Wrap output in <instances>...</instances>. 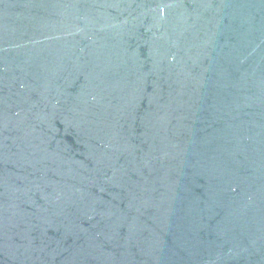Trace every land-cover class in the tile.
I'll return each mask as SVG.
<instances>
[{
  "label": "water",
  "instance_id": "water-1",
  "mask_svg": "<svg viewBox=\"0 0 264 264\" xmlns=\"http://www.w3.org/2000/svg\"><path fill=\"white\" fill-rule=\"evenodd\" d=\"M0 264H264V0H0Z\"/></svg>",
  "mask_w": 264,
  "mask_h": 264
}]
</instances>
